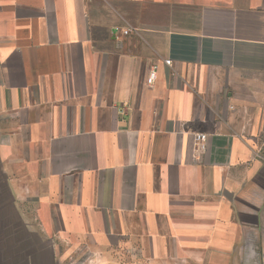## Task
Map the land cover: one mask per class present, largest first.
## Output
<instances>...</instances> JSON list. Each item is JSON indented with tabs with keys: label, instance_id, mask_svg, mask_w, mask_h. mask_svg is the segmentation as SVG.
<instances>
[{
	"label": "crops",
	"instance_id": "1",
	"mask_svg": "<svg viewBox=\"0 0 264 264\" xmlns=\"http://www.w3.org/2000/svg\"><path fill=\"white\" fill-rule=\"evenodd\" d=\"M0 180L58 264H264V0H0Z\"/></svg>",
	"mask_w": 264,
	"mask_h": 264
},
{
	"label": "rangeland",
	"instance_id": "2",
	"mask_svg": "<svg viewBox=\"0 0 264 264\" xmlns=\"http://www.w3.org/2000/svg\"><path fill=\"white\" fill-rule=\"evenodd\" d=\"M0 204L4 211L0 212V251L10 260L11 264H58L50 261L44 248L37 243L33 228L17 217L12 209L13 201L0 180ZM70 262V261H69ZM75 261L72 262L74 264ZM71 264V263H70ZM79 264H94L86 255Z\"/></svg>",
	"mask_w": 264,
	"mask_h": 264
},
{
	"label": "built area",
	"instance_id": "3",
	"mask_svg": "<svg viewBox=\"0 0 264 264\" xmlns=\"http://www.w3.org/2000/svg\"><path fill=\"white\" fill-rule=\"evenodd\" d=\"M125 34H129L131 32V29L128 28L125 31ZM165 63L169 66L172 65V60L171 59H166ZM158 75V66L154 65L150 70L149 74L147 76V83L149 84H154ZM208 143V135L206 133L199 132L195 135V144L197 151H203L206 149Z\"/></svg>",
	"mask_w": 264,
	"mask_h": 264
}]
</instances>
